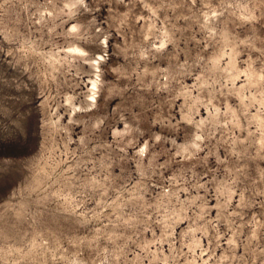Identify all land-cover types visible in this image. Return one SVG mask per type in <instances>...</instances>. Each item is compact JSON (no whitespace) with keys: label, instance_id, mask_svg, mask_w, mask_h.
I'll list each match as a JSON object with an SVG mask.
<instances>
[{"label":"rangeland","instance_id":"1","mask_svg":"<svg viewBox=\"0 0 264 264\" xmlns=\"http://www.w3.org/2000/svg\"><path fill=\"white\" fill-rule=\"evenodd\" d=\"M0 264H264V0H0Z\"/></svg>","mask_w":264,"mask_h":264}]
</instances>
